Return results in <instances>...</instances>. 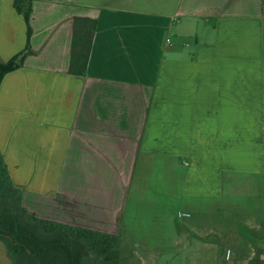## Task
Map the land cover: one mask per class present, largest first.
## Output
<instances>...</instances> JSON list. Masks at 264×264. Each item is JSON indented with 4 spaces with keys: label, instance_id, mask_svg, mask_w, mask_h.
Returning <instances> with one entry per match:
<instances>
[{
    "label": "crops",
    "instance_id": "1",
    "mask_svg": "<svg viewBox=\"0 0 264 264\" xmlns=\"http://www.w3.org/2000/svg\"><path fill=\"white\" fill-rule=\"evenodd\" d=\"M14 1L2 62L28 39ZM75 17L97 20L84 77L69 73ZM30 24L34 53L0 85V151L30 211L121 239L143 176L193 198L264 180V0H33ZM158 158L167 169L142 167Z\"/></svg>",
    "mask_w": 264,
    "mask_h": 264
},
{
    "label": "rangeland",
    "instance_id": "2",
    "mask_svg": "<svg viewBox=\"0 0 264 264\" xmlns=\"http://www.w3.org/2000/svg\"><path fill=\"white\" fill-rule=\"evenodd\" d=\"M169 163L158 158L142 167L167 169ZM165 181L163 173L140 178L127 200L122 219L127 233L118 237L119 248L103 259L90 251L89 264L112 259L124 264H264V180L226 176L218 198H193L182 184L168 187ZM225 231L226 240L220 238Z\"/></svg>",
    "mask_w": 264,
    "mask_h": 264
},
{
    "label": "trees",
    "instance_id": "3",
    "mask_svg": "<svg viewBox=\"0 0 264 264\" xmlns=\"http://www.w3.org/2000/svg\"><path fill=\"white\" fill-rule=\"evenodd\" d=\"M32 1H14L15 9L27 23L28 39L22 51L7 62L0 61V85L6 74L22 68L34 53L30 24ZM96 28L94 18H74L70 74L86 76ZM23 193L12 181L0 151V241L5 244L13 264H89L90 251L103 259L119 248L117 235L44 218L30 211L23 205ZM106 264L124 263L112 259Z\"/></svg>",
    "mask_w": 264,
    "mask_h": 264
},
{
    "label": "built area",
    "instance_id": "4",
    "mask_svg": "<svg viewBox=\"0 0 264 264\" xmlns=\"http://www.w3.org/2000/svg\"><path fill=\"white\" fill-rule=\"evenodd\" d=\"M169 41V40H168Z\"/></svg>",
    "mask_w": 264,
    "mask_h": 264
}]
</instances>
